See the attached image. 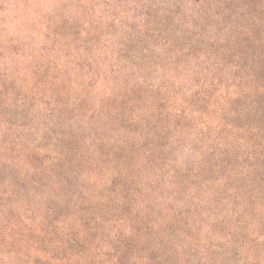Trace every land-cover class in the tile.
Returning <instances> with one entry per match:
<instances>
[{
  "label": "rangeland",
  "instance_id": "rangeland-1",
  "mask_svg": "<svg viewBox=\"0 0 264 264\" xmlns=\"http://www.w3.org/2000/svg\"><path fill=\"white\" fill-rule=\"evenodd\" d=\"M148 1L0 0V264H264V0Z\"/></svg>",
  "mask_w": 264,
  "mask_h": 264
},
{
  "label": "trees",
  "instance_id": "trees-1",
  "mask_svg": "<svg viewBox=\"0 0 264 264\" xmlns=\"http://www.w3.org/2000/svg\"><path fill=\"white\" fill-rule=\"evenodd\" d=\"M150 1H151V3H150ZM145 3H150V4H153V0H149L148 2H145ZM164 7V6H163ZM163 7H162V9H163ZM170 8V7H169ZM171 10V9H170ZM171 12V11H170ZM163 13H164V10H163ZM197 18H198V21H202V17H201V13H203V10L202 9H200L199 7H198V10H197ZM204 14V13H203ZM147 16H149V14H147ZM174 17V20H177L178 21V18H176L175 16H173ZM163 18H164V16L162 17V19L161 20H156L159 24H160V29H158V30H155V34H159V35H161V37H162V40H163V42L164 43H166V42H168L167 41V36L165 35L166 33H167V30L169 29V28H174V26H173V24L171 23V18L170 19H168V20H163ZM149 21H152L151 20V18L149 19ZM192 29H194V30H196V28H195V24H194V22H193V24H192ZM166 37V38H165ZM209 52L211 53L210 55L214 58V59H216V54H215V52H214V50L211 48V50H209ZM198 59H199V57H198ZM197 59V60H198ZM255 74H256V76H255V78L257 79V80H260V81H262V82H264V59L261 61V62H259V64H257V69H256V71H255ZM199 81V80H198ZM195 82V81H194ZM199 82H201V81H199ZM202 84L203 83H205V82H201ZM194 85L195 86H198V84H196V83H194ZM140 86H142V85H140ZM143 87V86H142ZM142 87H139V86H137V88H132V86H130V88L128 89V93H129V97H134V99H135V101L136 102H139V101H141L140 99H138V98H136L135 96H146V97H148V99H146L147 101H150L151 99H150V95H148L147 93H145L144 91H143V89H142ZM207 90H205V89H203L201 86L198 88V91H197V93H196V95L195 96H193V97H195V98H197L196 99V102H195V104L193 105L194 107H196V106H198V104L200 103V102H202L203 103V105H202V108L206 105V103H207V99L209 98L210 99V97L208 96V94H206L207 92H206ZM135 92H138V95H135ZM148 95V96H147ZM262 99H264V96H250V99H247V103L249 104V106L250 107H252L251 108V110H250V113H253V114H256V113H260V112H263V106H262V104H264V100L263 101H261ZM259 100H260V102H259ZM152 102V101H151ZM231 104V103H230ZM242 104H244V103H242ZM209 106V103H208V105L205 107V108H203V109H206L207 107ZM230 106H232V105H230ZM199 108V107H198ZM164 109H166V107L164 108ZM164 109H162L161 111H163V112H165V110ZM232 112H234V110H232ZM240 115V114H239ZM244 117V116H243ZM232 120H236V122L237 121H241V120H238V118H236V119H232ZM237 127V126H236ZM239 127V126H238ZM236 130L237 129H240V128H235ZM253 131H256V128H253ZM262 133V134H261ZM255 135H264L263 134V128H262V132H259V131H257V133H255ZM237 136V135H236ZM245 136V137H244ZM263 138H264V136H262ZM238 139H240L242 142H244L245 144H246V142H248L247 140H249V141H252L253 140V138L251 137V138H249V137H246V135H238ZM246 141V142H245ZM258 147H260V146H258ZM257 154L260 156V157H258V158H256L255 159V161H256V163H263L264 162V149H263V153H261V152H257ZM76 247H77V244H76ZM73 251H75V252H79L78 251V249L76 250H74L73 249Z\"/></svg>",
  "mask_w": 264,
  "mask_h": 264
}]
</instances>
